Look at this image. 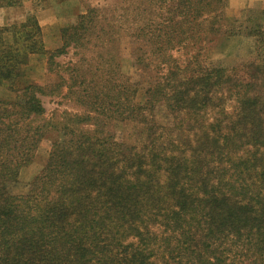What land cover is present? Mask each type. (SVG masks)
I'll return each instance as SVG.
<instances>
[{
    "label": "trees",
    "instance_id": "trees-1",
    "mask_svg": "<svg viewBox=\"0 0 264 264\" xmlns=\"http://www.w3.org/2000/svg\"><path fill=\"white\" fill-rule=\"evenodd\" d=\"M188 1L179 8L184 24L172 14L145 41L155 45L148 64L156 75L141 93L149 98L136 101L141 86L130 82L83 101L97 116L82 121L141 125L140 144L124 145L103 129L56 127L47 165L25 194H14L49 129L35 123L44 113L37 85L0 100V264H264V47L236 68L201 66L200 46L217 34L224 3ZM86 12L76 23L83 33L63 34L65 45L88 41L82 34L100 12ZM31 21L34 38L12 31L5 40L0 29V83L20 77V64L39 51ZM104 30L99 49L114 41ZM254 31L264 45V31ZM190 43H200L189 56L194 67L182 58ZM64 44L49 56L64 53ZM136 63L142 71V58Z\"/></svg>",
    "mask_w": 264,
    "mask_h": 264
},
{
    "label": "rangeland",
    "instance_id": "rangeland-1",
    "mask_svg": "<svg viewBox=\"0 0 264 264\" xmlns=\"http://www.w3.org/2000/svg\"><path fill=\"white\" fill-rule=\"evenodd\" d=\"M14 4H23L14 21L0 26L4 28L1 36L5 40H11L12 31L19 35L24 31L28 37L34 38V27L31 20L36 21L39 29V51L29 54L24 63L20 64V77L10 84L7 80L0 83V100L15 97L16 89L24 83L35 84L41 90L36 93L44 108V113L35 123H44L48 133L43 136L33 149L29 160L24 164L19 173L17 183L11 191L14 194H25L31 181L45 168L49 160L51 143L55 139L53 129L67 125L81 131L91 133L93 129H103L116 141L124 145H138L144 139V131L141 125L130 121L117 119H104L101 121H82L89 115L97 116L86 102L92 95L99 91L110 95L108 88H114L116 84L137 82L141 90L136 93V101L149 98L143 95L155 71L152 68L150 51L155 45L153 42H145L151 33L162 31L172 14L175 20L181 24L186 21L184 12L179 8L188 4V0H9ZM223 17L217 23L218 32L210 40H206L200 46L196 43L188 45L190 54H184V64L191 63V54L195 48L202 49L197 56V62L203 67L236 68L248 62L254 56V49L264 45L253 37L259 29L264 31V0H222ZM182 4V5H181ZM189 5V4H188ZM10 6V5H3ZM42 6V7H41ZM94 7L100 14L92 15L88 23L87 40L76 44V40L64 44L63 34L71 35L74 39L79 36L81 30L77 28L79 16L87 13V9ZM38 8L46 11L43 22L39 20ZM24 9L26 11H24ZM205 14H201V18ZM206 25L203 22V27ZM254 25H257L254 27ZM163 26V27H162ZM140 28L137 32L136 28ZM201 27L200 31L204 32ZM105 29V39H114L113 42H105L102 45L103 53L100 58L99 35ZM182 28V27H181ZM190 32L192 28H183ZM187 29V30H186ZM159 30V31H158ZM27 37V38H28ZM38 37V36H37ZM85 39V38H84ZM134 41V42H133ZM136 43V44H135ZM64 44V53L50 57V52L61 48ZM153 53V52H152ZM154 54V53H153ZM155 55V54H154ZM142 58L143 70L137 68L136 59ZM186 59V60H185ZM150 61V62H149ZM151 63V64H148ZM153 70V71H152ZM155 73V74H154ZM123 81V82H122ZM144 90H143V89ZM144 91V92H143ZM82 95V96H81ZM102 95V94H99ZM113 109V108H112ZM155 117L158 123L165 125L166 112L163 107L157 106Z\"/></svg>",
    "mask_w": 264,
    "mask_h": 264
},
{
    "label": "crops",
    "instance_id": "crops-1",
    "mask_svg": "<svg viewBox=\"0 0 264 264\" xmlns=\"http://www.w3.org/2000/svg\"><path fill=\"white\" fill-rule=\"evenodd\" d=\"M21 6L24 8L25 5H21V4H15V5H10V6H0V26H3L4 24H8L12 21H14L15 18H17V14L19 12V8H21ZM42 7V6H41ZM40 9V8H38ZM46 10V9H45ZM44 10V8H41L38 14V18L39 20H41L43 22V18L45 16L46 11ZM24 11H26L24 9Z\"/></svg>",
    "mask_w": 264,
    "mask_h": 264
}]
</instances>
